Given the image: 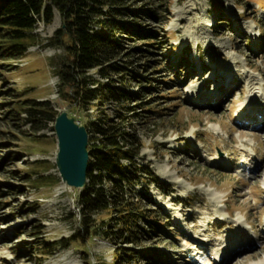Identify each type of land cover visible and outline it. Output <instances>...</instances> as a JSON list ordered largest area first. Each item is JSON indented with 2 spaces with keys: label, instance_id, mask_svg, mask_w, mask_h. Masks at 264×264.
Here are the masks:
<instances>
[{
  "label": "rangeland",
  "instance_id": "374dc122",
  "mask_svg": "<svg viewBox=\"0 0 264 264\" xmlns=\"http://www.w3.org/2000/svg\"><path fill=\"white\" fill-rule=\"evenodd\" d=\"M115 7L139 12L113 18L131 27L117 34L121 51L114 61L121 70L86 77L124 89L128 98L105 102L101 112L74 108L61 98L54 68L64 50L48 44L63 26L56 9L49 24L38 22L21 58L0 60V264H120L123 249L137 256L124 264H217L238 248L254 258L228 254L225 264L262 258L264 0H127ZM28 100L47 101L84 127L97 122L98 113L116 123L115 111L123 106V126L140 149L132 160L141 175L132 202L153 211L157 232L134 244L81 233V192L58 175L54 122L33 132L16 111ZM39 162L43 169L34 170ZM37 176L50 182L35 187L31 180ZM91 219L100 222L107 214ZM59 240L67 249L54 246L51 256L41 258L37 244ZM145 250L157 252L161 262L143 258L139 252Z\"/></svg>",
  "mask_w": 264,
  "mask_h": 264
},
{
  "label": "trees",
  "instance_id": "16d2710c",
  "mask_svg": "<svg viewBox=\"0 0 264 264\" xmlns=\"http://www.w3.org/2000/svg\"><path fill=\"white\" fill-rule=\"evenodd\" d=\"M126 2L127 0H0V60L21 58L33 44L32 31L38 22L49 24L52 8L56 9L63 26L53 33L48 44L64 50V59L54 68L61 98L71 105L75 104L74 108H95L94 112H101V106L105 102L119 103L128 98L124 89L103 86L97 80L86 77L91 71H95L100 77L119 74L121 69L114 61L121 51L117 34L130 33L131 27L113 18L124 15V12L132 16L139 13L115 7L124 6ZM103 10H107V15ZM145 14L150 16L149 12ZM65 88H69L70 92L64 93L62 89ZM22 104L16 111L24 114L23 121L33 132L41 130L47 122H54L57 113L47 101L28 100ZM122 110L123 106L115 111L116 123L109 121L104 113H98L97 122H89L85 126L89 135L90 159L87 184L77 201L81 215L80 230L84 236H102L109 242L124 241L123 244H134L151 236L158 225L151 221L153 211L140 210L132 202L131 192L141 178V175L138 177L132 160L140 149L135 137L123 126L126 117L122 118ZM91 133L96 136L97 145H92ZM122 159L127 160L130 165H123ZM43 163H35L34 170L43 169ZM49 179L48 176H37L31 182L35 187H42L50 182ZM108 182L113 184L111 190L106 187ZM101 213L107 214V219H100V222L91 219L92 214ZM77 239L81 241L83 236L78 234ZM67 244L63 240L51 244L40 242L37 244L41 248L39 255L41 258L51 256L56 250L54 246L58 250H66ZM123 250L126 253L121 255L122 258H117L121 260L120 264L129 263L137 257L133 250ZM139 253L143 258H156V263L161 262L157 252L145 250Z\"/></svg>",
  "mask_w": 264,
  "mask_h": 264
},
{
  "label": "water",
  "instance_id": "95a60500",
  "mask_svg": "<svg viewBox=\"0 0 264 264\" xmlns=\"http://www.w3.org/2000/svg\"><path fill=\"white\" fill-rule=\"evenodd\" d=\"M53 130L57 146L54 163L58 175L64 185L82 192L87 184L90 159L88 132L65 111L56 114Z\"/></svg>",
  "mask_w": 264,
  "mask_h": 264
},
{
  "label": "bare ground",
  "instance_id": "6f19581e",
  "mask_svg": "<svg viewBox=\"0 0 264 264\" xmlns=\"http://www.w3.org/2000/svg\"><path fill=\"white\" fill-rule=\"evenodd\" d=\"M178 22H180V19L179 20H177ZM212 79V78H211ZM215 80V77L212 79V81L211 82H213ZM201 101V100H200ZM217 101V98L215 99V102ZM209 103H210V101H208ZM200 103H205V101L204 100H202ZM256 107V106H255ZM258 112V111H257ZM257 112H256V110L255 109H252V114L253 113H255V114H257ZM251 114V115H252ZM252 117H253V115H252ZM212 125V124H211ZM216 125V124H215ZM215 127V126H214ZM217 128H219L218 126L216 127V129ZM169 169V168H168ZM165 171H166V169H165ZM164 170H163V172H162V174L164 175V173H166ZM170 172H172V171H170ZM171 177V179H173L174 180V182H181V181H179L180 179H179V177H176V176H170ZM163 178V177H162ZM167 181V180H166ZM263 183H264V181H263ZM187 185V184H186ZM207 193V192H206ZM216 193V192H215ZM209 197V196H208ZM240 218V217H239ZM248 230V229H247ZM230 235H227V237H229ZM226 237V238H227ZM246 248H248V249H250V248H253V245H251V243H249V242H247V245H246ZM245 249H243V248H238V249H236L235 251H232V252H229V251H227L226 252V256H224V258H222V260H218V262H217V264H225L227 261H228V254H230V258L234 255L235 257H238V255H241V260H243V259H250V258H254V254H252V253H248V254H245V255H242V253H244L243 251H244ZM67 254V253H66ZM64 256V255H63ZM67 257H68V255H67ZM66 257H63L61 260H60V262H63V260L65 259ZM66 260V259H65ZM55 263H57V262H55ZM72 263V262H71ZM58 264V263H57ZM65 264V263H64ZM250 264H264V254H263V257L262 258H259V259H257L256 258V261L255 260H253L252 262H250Z\"/></svg>",
  "mask_w": 264,
  "mask_h": 264
}]
</instances>
